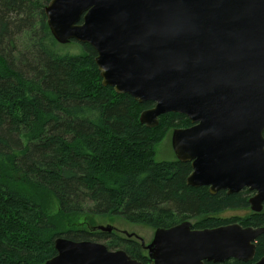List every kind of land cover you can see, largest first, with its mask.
<instances>
[{"label": "trees", "instance_id": "obj_1", "mask_svg": "<svg viewBox=\"0 0 264 264\" xmlns=\"http://www.w3.org/2000/svg\"><path fill=\"white\" fill-rule=\"evenodd\" d=\"M50 1L0 0V264H44L57 237L104 241L149 263L140 243L93 232L75 216H119L154 229L192 220L198 230L264 224V214L248 223L219 217L246 208L244 192L210 195L186 185L189 163L155 161L163 136L190 122L168 113L154 128L140 124L153 104L104 88L89 45L63 52L46 24ZM263 254L261 235L255 260Z\"/></svg>", "mask_w": 264, "mask_h": 264}, {"label": "water", "instance_id": "obj_2", "mask_svg": "<svg viewBox=\"0 0 264 264\" xmlns=\"http://www.w3.org/2000/svg\"><path fill=\"white\" fill-rule=\"evenodd\" d=\"M58 45H89L104 88L150 102L139 122L168 113L190 127L172 132L175 158L189 163L186 185L215 195L243 189L259 213L264 203V0H51L44 8ZM111 226L92 231L112 233ZM147 264L251 262L264 228L234 223L193 229L189 221L135 234ZM44 264H142L104 244L57 237ZM254 264H264V257Z\"/></svg>", "mask_w": 264, "mask_h": 264}, {"label": "rangeland", "instance_id": "obj_3", "mask_svg": "<svg viewBox=\"0 0 264 264\" xmlns=\"http://www.w3.org/2000/svg\"><path fill=\"white\" fill-rule=\"evenodd\" d=\"M46 7V6H45ZM25 42V41H24ZM19 47L23 48L24 47V43L23 42H19ZM61 46V45H60ZM66 46L63 47V52L68 53V54H76L79 55L82 52V48L81 46H79V44L77 43H69ZM96 57V56H95ZM175 129H170L161 139V141H159L156 145H155V161L157 162H162V161H169V162H173L176 158L174 155V152L172 150L171 147V136H172V132ZM48 209L50 214H54L56 212V204L53 200H49L46 204V209ZM245 209V208H244ZM244 209H230V210H225L224 212H222L219 217H221L222 219H239L242 217H248L250 215V210L247 208L246 212H244ZM75 222L80 223L81 227L84 225L85 228L91 229V228H95L98 226H111L114 229H117L120 232H126L128 234H135L136 236H138L139 238H141L142 240H144V243L146 245H148L152 239H153V235L155 232V229L144 225V224H131L130 222H127L126 220H124L122 217L119 216H75L74 217ZM197 220H192L190 221L191 223H196ZM89 224V225H87ZM66 227H69V224H67L66 222L63 224ZM71 226V223H70ZM60 229V227H58ZM111 234V233H110ZM112 234H114L115 237L118 238H124V239H128L126 238L122 233H116V231H112ZM133 241L135 240V242H137L139 244V241L132 238ZM102 244H104V241L102 242ZM117 250V249H116ZM147 254V253H146Z\"/></svg>", "mask_w": 264, "mask_h": 264}, {"label": "flooded vegetation", "instance_id": "obj_4", "mask_svg": "<svg viewBox=\"0 0 264 264\" xmlns=\"http://www.w3.org/2000/svg\"><path fill=\"white\" fill-rule=\"evenodd\" d=\"M263 136H264V133H263ZM202 188H206L207 189V192H208V187H202ZM219 192H223L224 194H226V195H228L227 194V192L226 191H218L217 193H219ZM239 192H244L243 194H244V198H246V203H247V207L243 210L244 212H246V209L248 208L249 210H250V215L248 216V217H242L241 216V218H243L244 219V222H246V223H248V221H249V218L251 217V216H253V215H258V214H260V215H263L264 214V203H263V205H262V210H261V212H259V213H256V212H253L251 209H250V206H249V204H248V201L254 196V192H251V191H249L248 189H243V190H241V191H239ZM238 192V193H239ZM216 193V194H217ZM208 194H209V192H208ZM215 194V195H216ZM211 195V194H210ZM249 222H251V221H249ZM235 223H237V222H235ZM229 224H234V223H229ZM238 224V223H237ZM248 227H251V226H248ZM261 228V227H263L264 228V224H261V225H258V226H256V227H253V228ZM193 228V227H192ZM198 230V229H197ZM114 231H116V233H121L120 231H118L117 229H114ZM101 233V232H100ZM107 234H109V233H107ZM112 234V233H111ZM261 235H264V234H261ZM261 235L260 236H258V238L256 239V241L254 242V245H255V255H254V259L251 261V262H247V263H243V262H240V261H237V260H234V259H230V260H227V261H225V262H223L222 264H229V263H231V261H235V262H238V263H242V264H254V263H256V262H258L261 258H263L264 257V254L262 255V256H260L258 259H256L255 260V257H256V247H257V244H258V239L261 237ZM98 243V242H97ZM99 243H101V242H99ZM151 243V242H150ZM102 244V243H101ZM110 251H113V250H110ZM207 264V263H206Z\"/></svg>", "mask_w": 264, "mask_h": 264}]
</instances>
